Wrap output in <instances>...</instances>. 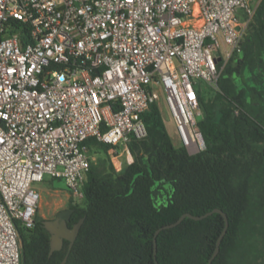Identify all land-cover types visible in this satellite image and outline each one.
Instances as JSON below:
<instances>
[{
	"label": "built area",
	"instance_id": "1",
	"mask_svg": "<svg viewBox=\"0 0 264 264\" xmlns=\"http://www.w3.org/2000/svg\"><path fill=\"white\" fill-rule=\"evenodd\" d=\"M250 1L0 0V264H21L20 229H33L40 200L32 184L49 176L83 199L85 142L130 154L161 98L178 147L205 149L198 82L217 87L241 52Z\"/></svg>",
	"mask_w": 264,
	"mask_h": 264
},
{
	"label": "trees",
	"instance_id": "2",
	"mask_svg": "<svg viewBox=\"0 0 264 264\" xmlns=\"http://www.w3.org/2000/svg\"><path fill=\"white\" fill-rule=\"evenodd\" d=\"M239 56L237 59L235 57ZM249 73L254 86L237 89ZM218 91L199 97L198 127L205 149L191 156L171 142L157 104L141 115L142 139L127 148L133 162L119 173L91 161L82 185V206H70L69 227L83 219L70 249L49 256L50 235L35 217L20 229L21 264H208L224 229L220 214L155 232L183 214L223 211L228 227L212 264H264V0L255 8L241 52L222 71ZM85 144L104 155L113 146ZM55 180V179H52Z\"/></svg>",
	"mask_w": 264,
	"mask_h": 264
},
{
	"label": "rangeland",
	"instance_id": "3",
	"mask_svg": "<svg viewBox=\"0 0 264 264\" xmlns=\"http://www.w3.org/2000/svg\"><path fill=\"white\" fill-rule=\"evenodd\" d=\"M258 3L259 0H251L249 7L251 9H254ZM236 15L241 22L245 21L246 16L244 15L242 9H237ZM238 57L239 56L235 57V59H237ZM234 78H235L236 87L239 90L245 89L247 88V86L248 87L254 86V81L252 80L249 73L244 74V80L246 81V84L241 79V77L236 75ZM198 83L201 88V95L205 100L211 99L214 96L215 92L219 90L218 87L215 86L210 87L202 81H199ZM157 90L159 91L160 89ZM158 109L171 142L175 147H178L174 125L168 112L165 109L162 98L159 101ZM201 117H202V110H201V114L196 116V119L199 120ZM115 152L118 155H116L115 153L112 155L109 152L107 155H104L101 151L92 149V151L90 152V157L93 162L102 160L105 168L109 167L110 164L111 167L114 169V171L119 173L126 165H128V161H133V157L131 153L130 154L127 153L123 145H118L116 147ZM116 157L117 159H114ZM113 162L117 166L116 168L119 170H116ZM32 189L40 194L37 216H39V218L43 221L52 219L58 211L63 210L70 204L74 206H82V199L73 196L69 192L65 183L62 180H58V179L52 180L49 176H45L43 182L32 184Z\"/></svg>",
	"mask_w": 264,
	"mask_h": 264
},
{
	"label": "water",
	"instance_id": "4",
	"mask_svg": "<svg viewBox=\"0 0 264 264\" xmlns=\"http://www.w3.org/2000/svg\"><path fill=\"white\" fill-rule=\"evenodd\" d=\"M71 211H61L58 213V216L55 220H47V221H43V226L46 229V231L49 233L50 235V250H49V256H51L54 252L56 251H60L63 241L66 240L69 242V250L71 249L77 235L79 232V229L83 223V219H81L78 223H76L72 228H68L67 226V220L69 218ZM220 214L224 220V229L221 233V235L219 236L217 243H216V247L215 250L212 254L211 259L209 260L208 264H212L213 259L217 256V254L219 253V246H220V242L223 239L227 227H228V219L226 214L221 211L220 209H214L210 212L205 213L204 215L201 216H194L191 214H183L181 215L177 221H175L172 224L169 225H165L163 227H161L160 229H158L155 234H154V238H153V244H154V258L156 255V237L157 235L163 231V230H168V229H173L175 227H177L185 218H189L192 219L194 221H200L203 220L205 218H207L208 216L212 215V214ZM67 256L65 257V259L62 261L61 264H65ZM157 264V262H156Z\"/></svg>",
	"mask_w": 264,
	"mask_h": 264
},
{
	"label": "flooded vegetation",
	"instance_id": "5",
	"mask_svg": "<svg viewBox=\"0 0 264 264\" xmlns=\"http://www.w3.org/2000/svg\"><path fill=\"white\" fill-rule=\"evenodd\" d=\"M61 211H71V213H70V215H69V218H68V220H67V226H68V228H72V227H69V223H70V219H71V216H72V213H73V208L70 206V205H68L66 208H64L63 210H61ZM61 211H58L56 214H55V216L52 218V219H50V220H55L56 218H57V216H58V213L59 212H61ZM65 242H68V241H66V240H64L63 241V244H62V247H61V249L60 250H62L63 248H64V246H65ZM68 250H69V242H68ZM70 251V250H69Z\"/></svg>",
	"mask_w": 264,
	"mask_h": 264
}]
</instances>
